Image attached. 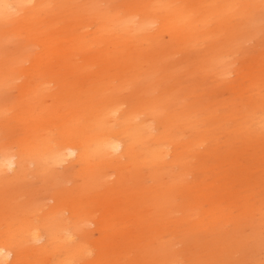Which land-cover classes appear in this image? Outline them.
<instances>
[{
    "label": "bare ground",
    "instance_id": "bare-ground-1",
    "mask_svg": "<svg viewBox=\"0 0 264 264\" xmlns=\"http://www.w3.org/2000/svg\"><path fill=\"white\" fill-rule=\"evenodd\" d=\"M0 264H264V0H0Z\"/></svg>",
    "mask_w": 264,
    "mask_h": 264
},
{
    "label": "rangeland",
    "instance_id": "rangeland-1",
    "mask_svg": "<svg viewBox=\"0 0 264 264\" xmlns=\"http://www.w3.org/2000/svg\"><path fill=\"white\" fill-rule=\"evenodd\" d=\"M262 34L259 33L257 38H253L251 41H249L245 48L249 51L248 54L249 55H256L257 54V47H256V43L258 42V40H260ZM234 59L235 61V68L237 69V72L239 71H245L246 68L248 67V65L246 63H241L242 62V55L241 54H237Z\"/></svg>",
    "mask_w": 264,
    "mask_h": 264
}]
</instances>
